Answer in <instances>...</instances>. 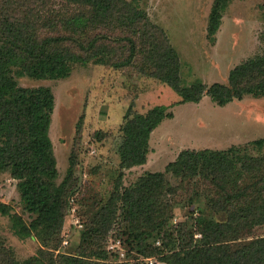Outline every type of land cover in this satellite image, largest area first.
Masks as SVG:
<instances>
[{
    "label": "trees",
    "instance_id": "obj_1",
    "mask_svg": "<svg viewBox=\"0 0 264 264\" xmlns=\"http://www.w3.org/2000/svg\"><path fill=\"white\" fill-rule=\"evenodd\" d=\"M60 1L66 8L58 9L54 0H0V175L7 172L18 181L24 210L33 216L30 223L11 216L16 234L50 245L21 261L0 237V264H139L111 260L118 256L105 246L112 230L130 252L164 264H264V236H255L264 226V137L225 150L184 149L164 171L146 172L123 186V170L147 163L152 133L174 117L171 105L126 111L117 143L120 179L93 217L80 216L85 229L79 247L56 253L67 210L78 198L76 164L72 156L58 182L50 137L55 95L48 86H20V78L66 79L76 64L92 61L115 70L133 67L158 79L179 94L173 104L198 103L204 96L219 106L247 96L264 98V50L236 65L227 83L185 85L177 49L136 1ZM231 1L212 5L210 40L215 41ZM170 174L180 184L173 185ZM198 200L205 205L198 213L189 210L195 217L174 223L176 207H193ZM0 211L11 214V207L0 202Z\"/></svg>",
    "mask_w": 264,
    "mask_h": 264
},
{
    "label": "rangeland",
    "instance_id": "obj_2",
    "mask_svg": "<svg viewBox=\"0 0 264 264\" xmlns=\"http://www.w3.org/2000/svg\"><path fill=\"white\" fill-rule=\"evenodd\" d=\"M133 1L166 32L177 49L183 62L185 85L196 80L207 85L227 83L229 73L236 65L263 53L264 0H232L223 11L215 41L207 35L209 14L215 0ZM54 2L58 9L66 8L60 0ZM19 84L24 87L48 86L55 95L50 137L59 170L58 182L66 176L72 156L76 164L78 198L67 210L62 241L56 253H73L79 247L85 229L81 217L84 220L93 217L109 201L120 179L121 159L117 143L128 109L145 113L157 105H171L174 117L165 119L152 133L147 163L123 170L124 187L133 185L146 172L164 171L184 149L225 150L264 137V98L247 96L241 101L219 106L209 96H204L198 103L173 104L180 101L174 89L158 79L140 74L133 67L115 70L91 61L76 64L66 79L22 77ZM169 180L173 185L180 184V179L171 174ZM17 183L10 173L0 175V202L11 207V214L0 211V237L22 261L36 256L43 247L49 249L50 245H43L37 237L22 238L16 234L12 215L19 214L28 223L33 219L24 210ZM189 196V192L179 193L176 199ZM199 205H205L204 201L198 200L193 207L187 204L176 207L174 223L193 217L189 210L198 213ZM113 231L105 243L108 251L118 254L111 256L112 261L164 264L157 257L150 261L130 252L127 245L113 236ZM255 236H264V226L258 227Z\"/></svg>",
    "mask_w": 264,
    "mask_h": 264
},
{
    "label": "built area",
    "instance_id": "obj_3",
    "mask_svg": "<svg viewBox=\"0 0 264 264\" xmlns=\"http://www.w3.org/2000/svg\"><path fill=\"white\" fill-rule=\"evenodd\" d=\"M73 211H75V209H73ZM76 223H78V221H76ZM64 244H67V241H64ZM150 261H152V258H149Z\"/></svg>",
    "mask_w": 264,
    "mask_h": 264
}]
</instances>
